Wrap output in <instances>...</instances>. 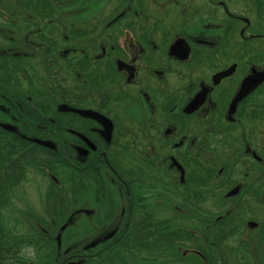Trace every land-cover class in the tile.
Masks as SVG:
<instances>
[{
    "label": "flooded vegetation",
    "instance_id": "1",
    "mask_svg": "<svg viewBox=\"0 0 264 264\" xmlns=\"http://www.w3.org/2000/svg\"><path fill=\"white\" fill-rule=\"evenodd\" d=\"M50 1L53 23L102 29L83 41L74 32L64 49L52 51L69 73V86L60 85L57 71L55 85H47L57 112L39 123L26 116L28 107L39 110L28 92L33 85L43 90L39 81L51 79V62L58 60L46 57L49 49L35 39L46 31L28 25L36 21L30 6L38 2L24 5L29 8L19 19L0 15L31 47L0 45V211L17 207L19 185L31 169L46 186L36 183L30 198L21 196L25 228L17 240L0 241V264H192L170 250H185L199 264H264V0H106L109 14L94 10L98 15L87 21H81L83 10ZM108 28L113 31L104 34ZM3 58L26 61L28 74L19 69L13 76L14 66L5 67ZM15 83L18 93L2 87ZM57 120L63 122L52 124ZM217 137L227 148L217 149ZM127 153L138 165L133 174L123 167ZM226 155L227 168L220 165ZM206 159L217 162L211 189L195 186L192 178L194 162L202 166ZM87 167L101 178L83 181L93 185L94 206L120 184L122 208L115 214L102 205L103 220L89 208L93 223L83 238L72 234L68 241L66 230L74 224L67 225L66 215L84 187L78 169ZM210 196L217 206L212 210L202 206ZM60 198L66 208L61 216ZM166 203V217L151 209ZM175 211L194 217V226L174 223ZM147 214L153 224L144 247L122 242L133 231L132 216L140 221ZM172 232L181 238L158 240Z\"/></svg>",
    "mask_w": 264,
    "mask_h": 264
},
{
    "label": "trees",
    "instance_id": "2",
    "mask_svg": "<svg viewBox=\"0 0 264 264\" xmlns=\"http://www.w3.org/2000/svg\"><path fill=\"white\" fill-rule=\"evenodd\" d=\"M30 2H38V3L36 5L30 6ZM24 5L30 6L29 11L32 13V15L36 17V21L29 23L28 25L31 28H36L38 25L40 29H43L46 31L45 34L35 35V39L37 41H41L45 45V47L49 49L47 54L50 53L51 55H48L46 57H53V58L55 57L54 59L58 60V61L51 62L52 73H53V74L49 73V76H51V79L48 81H45L46 79L42 78L39 81L43 90L35 89V85H33L31 86L30 91L28 92V96L34 99L35 102L33 104L35 106H38L39 110L26 107L27 109H29L28 113L26 112L27 114L26 116L32 119H36V121H38L39 123H44V120L47 121L46 120L47 118L44 116H49L52 113L51 107H53L54 105L52 104V101L49 100L50 94L47 92V85L52 86V87L55 85L54 81H56L55 74H57V71L61 73V76H62L60 85L64 86L65 88H68L69 86L68 84L69 83V79H68L69 73L63 67L62 68L60 67L61 61L59 59V56H55V55L52 56V54H55L52 51H56V50L58 51L59 50L58 48L64 49L68 44L67 38L70 37L72 33L77 32L78 41H83L86 37H91V34L100 32L102 29V26H101L102 24L89 23L83 26L81 29L75 30L74 29L75 25H73L72 23L67 24V25H61L60 23H53V21L51 20L52 18L55 17V9L53 8L52 2L50 0H5L4 3H0V15L3 16L2 11H5V12H8L9 15L12 16L13 18L16 17L14 20L19 19L20 18L19 16L23 15L22 11H26L29 8V7H23ZM17 28L20 33L24 31L19 26H17ZM112 31L109 28L107 30H103L104 34H106V32H112ZM59 54L61 53L57 52V55ZM3 59L4 60H2V62L5 67H7V65H8L7 68H12L14 66L13 71H12L13 76H15L17 70L19 69L22 70L24 74L26 75L28 74L24 68L28 64L26 61H22L21 59H18V61L16 62H13L15 60L9 62V61H5V58ZM54 62L56 64H54ZM31 64L29 62V66L31 67L30 70L34 71V67ZM36 65H39V63L36 62ZM65 65L66 66L64 67L66 69L71 68V65H68V63L67 64L65 63ZM84 67L85 66H83L82 68ZM53 75L55 77H53ZM29 79L32 82L31 76H29ZM95 85L96 87H100L102 85V81L96 82ZM11 87L15 89L14 91L15 93H18L19 90L21 89L20 88L21 86L18 83H15V88L13 86H5V89L11 90ZM59 122H63V120H59V121L57 120L55 125H57V123L59 124ZM228 160H229V156L226 155L224 158L220 159V161L223 162V163H220V165L222 164L223 166H226L227 168ZM198 164L199 163L195 161L194 164L192 165L193 166L192 167V170H193L192 178H193V181L195 182V186H203L205 188L212 187L211 182L216 176L217 162L212 161L210 159H206L205 165L199 166ZM78 174H79L78 181L80 182L79 187H82L84 185L83 181L86 180L88 177L93 178V179H101L99 172L97 170H93L88 167L78 169ZM220 178L221 176L218 178V180ZM138 218H139V215L132 216L131 219H133V221L130 223L133 227V231L131 233V236L130 237L125 236L122 242H126L130 240L132 241L133 244L137 243L138 245H140V242H141L142 247H144L143 245L144 242H148L150 240L152 231L149 229V227L153 223H152V219L150 215L148 214L142 215L140 217V221H138ZM168 235H169L168 237L158 238V240L159 241H174L176 240L177 237L181 238L182 234L179 232H176V233L172 232L170 234L168 233ZM16 238L17 237H14L13 239L16 240ZM1 240L7 241L6 237H4V235L2 234V231L0 230V241ZM122 249L127 251L128 249H134V246L124 245ZM1 253H2L1 255L3 256L6 255L5 245L3 246Z\"/></svg>",
    "mask_w": 264,
    "mask_h": 264
},
{
    "label": "rangeland",
    "instance_id": "3",
    "mask_svg": "<svg viewBox=\"0 0 264 264\" xmlns=\"http://www.w3.org/2000/svg\"><path fill=\"white\" fill-rule=\"evenodd\" d=\"M62 1H63V6L68 7V9H70V10H73L76 12L79 10H83L81 13V18H86V19H81V21H84V20L87 21V19H89L90 17L96 16L98 14H99V16L103 15L105 17L106 15L109 14L108 12L111 10V7H109V4L107 3V2H110L111 0H107L106 3H105L106 0H80L78 2V6L77 5L68 6L69 2H73L75 0H62ZM101 5H103V6L105 5V7L101 8ZM81 6H84V7L81 8ZM99 8H101V9H99ZM94 10H98V14H94L95 13ZM100 10H104V11L99 12ZM100 13H102V14H100ZM92 14H94V15H92ZM6 23L8 24V22L0 20V26H3L2 29L0 28V45L7 48V46L10 47V46H13L14 44H18L17 49L20 48V49L30 50L31 47H30V45L27 44L28 41H23V39L20 40L17 37L18 34L13 32L14 30H12L10 27L6 26L5 25ZM4 25L6 26V28L4 27ZM9 60H10V58H9ZM48 62L49 61H47V63ZM40 69L41 68L38 67L39 72H40ZM22 80L25 83L24 77H22ZM2 87H4V89H5V86H2ZM51 110H53L52 113L57 112L54 110V106L51 107ZM132 110L137 111V109H134V108H132ZM52 124H56V123L53 121ZM37 127L41 129V126L37 125ZM63 140H64V138H63ZM224 142L225 141L223 138L217 137V149L218 150L220 149L219 147L227 148V144L225 145ZM130 155L128 153H127V155H125V157L123 159V167L127 168V170H129L133 174L136 169L138 170V165L136 166L134 157H131ZM101 169H103V168H101ZM31 171L32 172H29L26 175V180L24 179L25 181H23L22 185L21 184L19 185L21 188L19 191H17L18 192L17 197L19 200V201H17V207H13V209L8 208L6 210L7 214H5L4 210L0 211V222H1L0 230L2 231V234L4 235V237H6V240H9L10 236H14V237L18 238V236H21V233L24 231L23 228H25V222H26L24 216L26 215L27 210H24V207L22 206L21 201H20V198L23 195V193L25 194L26 199H27L29 197L28 193L30 192V190L33 188V186L36 183H38L37 184L38 187L41 185L42 188H44V186H45V179L43 177L36 175L34 173V170L31 169ZM61 171L62 170H60L59 174L63 173V171H62V173H61ZM58 177H61V175H59ZM62 178L64 179V174L62 175ZM67 186H68V183H67ZM115 187L117 190H114L112 187H110V191L108 193V196L110 197V199L104 198L103 204H99V207L97 208L93 204V193H94L93 192V185L87 183L85 186V183H84L83 189L80 190L77 193L75 199H73V201H74V203L72 205L73 206V209H72L73 212L68 211V213L66 215V216H68L67 225L71 226L72 224H74V226H71V228H67L68 231L66 230L67 233H65V235H66L65 240L67 239L68 241H72L75 239V237H73V236H76L77 239L83 238L84 231H85V229H87L86 226L89 225L90 223L92 224L93 223L92 220H94V216H91V214H88L89 208H92L94 210V213H95V214L93 213L94 215H98V217H97L98 220H101L103 218V213L108 208H109L108 212L115 210V214L116 213L118 214V210H120L122 208V204H119L120 203L119 202L120 201V194L122 192V189H121L120 184H117ZM147 188L151 189L154 193L156 191L153 188H150V187H147ZM204 189H211V188H204ZM159 194H163L164 196L167 195V193H165L163 191H160ZM212 197H214V196L207 197V199L204 201V203H202V206L205 208L211 209V210L213 208H217V206L214 205L215 201H214V203L212 202ZM60 199H61L62 204H60L59 210L57 212L59 216H61V214H63V211L66 209L65 208V200L63 198H60ZM173 201H175V200H173ZM102 205L106 206V210L104 212L101 211ZM171 207L173 209L176 208V206H172V205H171ZM167 208L170 209V205L168 203L164 204L163 207H157V208L151 207V209H153L155 211V213H157L158 216H160V217H166L167 216V213H166L167 211H165V210L161 211L162 209H167ZM178 212H179V215L176 216L177 219L175 220L174 223L182 225V226H186V227L194 226L193 224L196 223L195 220L193 219L194 217L187 216L185 214V212H182V211H178ZM178 212L175 211L173 214H176ZM196 215L198 217L204 218V216H202L201 214H196ZM30 216H32V215H30ZM33 217H36L37 220H39L40 216L38 217V216L33 215ZM40 218H44V217L41 216ZM72 234H73V236H71ZM183 251H184V253H182ZM183 251L177 252L175 250H173V251L170 250L169 253H170L171 257H175V258L183 257L184 259H189L192 262V264H199L198 258H193L191 255H187L185 250H183Z\"/></svg>",
    "mask_w": 264,
    "mask_h": 264
},
{
    "label": "water",
    "instance_id": "4",
    "mask_svg": "<svg viewBox=\"0 0 264 264\" xmlns=\"http://www.w3.org/2000/svg\"><path fill=\"white\" fill-rule=\"evenodd\" d=\"M46 145V144H45Z\"/></svg>",
    "mask_w": 264,
    "mask_h": 264
}]
</instances>
